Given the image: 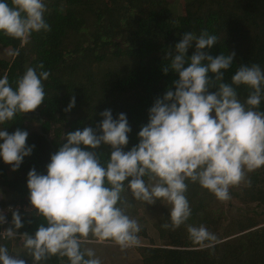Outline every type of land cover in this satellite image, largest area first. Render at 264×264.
Instances as JSON below:
<instances>
[{
  "label": "clouds",
  "instance_id": "clouds-1",
  "mask_svg": "<svg viewBox=\"0 0 264 264\" xmlns=\"http://www.w3.org/2000/svg\"><path fill=\"white\" fill-rule=\"evenodd\" d=\"M46 11L44 0H0V33L26 41L33 32H48ZM193 42L196 50L189 57ZM217 42L218 37L207 30L199 35L186 32L165 51L162 72L172 71L178 79L154 101L148 123L138 133L139 143L130 150H123L131 131L126 114L113 119L110 109L100 113L102 120L95 129L86 127L64 136L67 143L51 155L47 174L35 169L27 174L29 201L43 222L34 235L18 234L23 224L13 211L12 227L0 234L7 239L20 235L33 264L53 256L62 264L64 258L68 264H101L94 251L82 244L111 240L124 250L140 242L141 226L125 212L132 206L129 193L148 205L166 201L171 206L169 221L161 225L166 230L179 228L191 216L187 180L220 201L231 199L229 188L245 182L247 172L264 166V112L259 110L264 101V69L256 63L240 64L226 82L235 52L213 57L201 51ZM43 68L42 63L27 67L15 89L7 76L0 78V124L17 113L34 111L44 101L43 81L50 73ZM239 86L248 90L243 100ZM74 106L75 96L65 112ZM27 137L28 132L20 129L11 134L0 130V160L12 171L33 151L34 146L26 147ZM102 145L110 150L103 163V156L95 151ZM5 222L0 214V224ZM187 232L194 243L205 247L216 240L204 225L188 224ZM0 264L26 261L0 245Z\"/></svg>",
  "mask_w": 264,
  "mask_h": 264
},
{
  "label": "trees",
  "instance_id": "trees-1",
  "mask_svg": "<svg viewBox=\"0 0 264 264\" xmlns=\"http://www.w3.org/2000/svg\"><path fill=\"white\" fill-rule=\"evenodd\" d=\"M44 3L47 8L44 19L50 31L33 32L26 41L0 33V48H10L13 52L11 60L0 59V78L7 76L13 89L29 66L35 68L42 63L41 70L50 73L43 81L44 101L34 111L17 113L11 121L0 124V130L9 134L17 129L27 131L26 147L34 146L15 171L0 160V205L9 204L22 210L31 207L30 211L19 212L23 227L17 230L18 234L28 235H34L43 222L29 201L28 172L35 169L37 174L46 175L51 155L67 143L64 136L86 127L95 129L102 120L100 113L106 109L111 110L113 119L120 113L126 114L131 131L123 150L126 152L138 144V133L148 123L149 109L178 79L172 71L166 75L162 72L163 57L184 33L199 35L207 30L210 35H216L217 44L201 50L213 57L235 52L233 65L225 72L226 82H230L240 64L256 63L264 69V0H181V3L44 0ZM195 50L193 42L187 56ZM208 75L214 78L213 74ZM237 91L241 100L246 98L245 86H239ZM73 96L75 106L65 112ZM259 110L264 112V101ZM95 151L103 156L101 163L110 155L108 146L102 145ZM186 183L185 195L191 208L186 224L167 230L161 227L169 221L170 205L161 208L152 226L155 239L149 237L146 226L138 221L140 239L149 242L147 246L130 249L136 252L139 262L264 264V166L247 172L240 187L229 189L238 202L254 207L241 219L230 217L226 201L218 200L190 180ZM132 208H126L125 212L133 219L136 212ZM188 224L206 226L216 240L209 247L194 243L187 232ZM10 240L13 241L10 255L33 264L20 235L3 241L0 238V245L9 247ZM40 264L62 262L53 256ZM63 264H68L67 258Z\"/></svg>",
  "mask_w": 264,
  "mask_h": 264
},
{
  "label": "rangeland",
  "instance_id": "rangeland-1",
  "mask_svg": "<svg viewBox=\"0 0 264 264\" xmlns=\"http://www.w3.org/2000/svg\"><path fill=\"white\" fill-rule=\"evenodd\" d=\"M171 1H174L176 3H181V0H171ZM12 58H13V52L10 48H0V59L9 61ZM241 184H239L238 186L240 187ZM231 188L234 189V186H231ZM232 191L235 192V190ZM230 197L231 199L225 202V206L229 207V209L231 210L230 213L231 218L241 219L243 217H247L250 211L254 209L253 205L245 207L243 204L238 202L236 197L232 195H230ZM128 200L129 203L132 205L131 207H133L132 208L133 212H136V216L133 219L135 220L137 219V221H140L142 225L146 226V228L148 229L149 237L151 239H155L156 234H154L152 230V226L154 222L157 220V217L160 215L161 208H163L164 206H167L169 208L170 207L169 204L166 201L157 200L154 204L148 205L143 201H137L132 199L131 196H128ZM10 242H11V245H9L10 248L7 247L9 249V254L11 252L13 241L10 240L9 244ZM148 243H149L148 240L140 239V242L137 246H147ZM157 244H160V242L158 241ZM137 246H133L121 250V248L118 245H116L114 242H106V241L99 242L94 240L92 243H86L84 247L91 248L95 253V257L100 259L101 264H141L137 259L136 252L134 250H130L131 248Z\"/></svg>",
  "mask_w": 264,
  "mask_h": 264
},
{
  "label": "built area",
  "instance_id": "built-area-1",
  "mask_svg": "<svg viewBox=\"0 0 264 264\" xmlns=\"http://www.w3.org/2000/svg\"><path fill=\"white\" fill-rule=\"evenodd\" d=\"M9 209H11V211H9ZM21 210L22 209H20L19 207H13V206H10L9 204L0 205V214H2L5 217V220H6L5 223L0 224V233H3L6 229L11 227L12 212L13 211H17L19 213ZM23 210L24 211H30L31 207L30 206L29 207H24ZM17 236H16V238H17ZM0 238H1L2 241L3 240H7V238H5L2 234H0Z\"/></svg>",
  "mask_w": 264,
  "mask_h": 264
}]
</instances>
